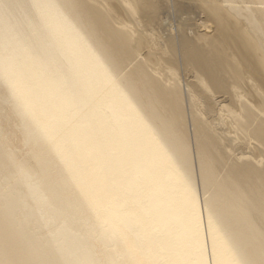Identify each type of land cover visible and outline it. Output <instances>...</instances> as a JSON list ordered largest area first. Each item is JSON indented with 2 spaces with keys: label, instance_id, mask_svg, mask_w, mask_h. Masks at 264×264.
Instances as JSON below:
<instances>
[{
  "label": "bare ground",
  "instance_id": "obj_1",
  "mask_svg": "<svg viewBox=\"0 0 264 264\" xmlns=\"http://www.w3.org/2000/svg\"><path fill=\"white\" fill-rule=\"evenodd\" d=\"M0 264H264V0H0Z\"/></svg>",
  "mask_w": 264,
  "mask_h": 264
},
{
  "label": "rangeland",
  "instance_id": "obj_2",
  "mask_svg": "<svg viewBox=\"0 0 264 264\" xmlns=\"http://www.w3.org/2000/svg\"><path fill=\"white\" fill-rule=\"evenodd\" d=\"M172 14V15H171ZM170 14V17L168 18V19H166L167 21H169V22H166L168 25L170 24V21H172L171 22V26L170 27H168L169 29H167V30H169L168 32H171V33H173V34H176L177 33V27H178V21H177V15L178 14H176V13H171ZM184 15L185 14H183V17H184ZM175 16H177L176 18H175ZM174 17V19H171V18H173ZM192 18H194V15L192 16ZM171 19V20H170ZM197 19V18H196ZM200 20V21H199ZM199 20H198V27L196 28V32H198V34H203V35H208V33H211L212 32V29H211V27H210V25H209V22H207V21H205L204 20V18H203V16L202 15H200L199 16ZM205 22H204V21ZM173 23V24H172ZM175 23V24H174ZM177 24V25H176ZM175 26V27H174ZM172 27V28H171ZM171 28V29H170ZM175 28H177V29H175ZM199 29V30H198ZM194 30H195V27H194ZM194 32V31H193ZM190 34V33H189ZM192 35V36H191ZM190 37H193V34H192V32H191V34L189 35ZM181 70V71H180ZM179 71L181 72L180 73V76L181 75H184L185 73H186V71L183 69H179ZM182 72H184V74L182 73Z\"/></svg>",
  "mask_w": 264,
  "mask_h": 264
}]
</instances>
